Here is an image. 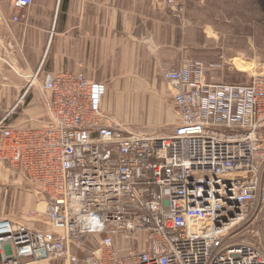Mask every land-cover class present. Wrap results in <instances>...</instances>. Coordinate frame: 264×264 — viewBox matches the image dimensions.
<instances>
[{
	"label": "built area",
	"instance_id": "1",
	"mask_svg": "<svg viewBox=\"0 0 264 264\" xmlns=\"http://www.w3.org/2000/svg\"><path fill=\"white\" fill-rule=\"evenodd\" d=\"M31 4L14 0L10 20ZM205 73L200 61L163 72L178 123L150 137L102 111L105 84L45 74V123L1 122L0 161L56 234L0 219V264L42 251L53 264H264V71L246 83Z\"/></svg>",
	"mask_w": 264,
	"mask_h": 264
},
{
	"label": "crops",
	"instance_id": "2",
	"mask_svg": "<svg viewBox=\"0 0 264 264\" xmlns=\"http://www.w3.org/2000/svg\"><path fill=\"white\" fill-rule=\"evenodd\" d=\"M13 1L0 0V123L4 125L35 129L45 123L48 93L41 80L47 73L82 72L106 87L137 86L150 78L149 71L176 66L179 49L174 31L167 29L168 17H150L151 0H32L19 12L18 22L10 20ZM103 105L102 101V111L108 113ZM0 182L6 192L0 219L56 234L47 226L44 211L38 209L40 200L22 173L0 161Z\"/></svg>",
	"mask_w": 264,
	"mask_h": 264
},
{
	"label": "rangeland",
	"instance_id": "3",
	"mask_svg": "<svg viewBox=\"0 0 264 264\" xmlns=\"http://www.w3.org/2000/svg\"><path fill=\"white\" fill-rule=\"evenodd\" d=\"M151 1L150 17H168L167 29L174 31L176 66L149 71L141 85L107 86L103 100L107 114L126 132L149 137L167 135L178 123L164 71L182 61H200L210 83H246L264 71V0ZM2 184L0 201L6 193ZM38 209L43 212L45 203L40 201Z\"/></svg>",
	"mask_w": 264,
	"mask_h": 264
},
{
	"label": "water",
	"instance_id": "4",
	"mask_svg": "<svg viewBox=\"0 0 264 264\" xmlns=\"http://www.w3.org/2000/svg\"><path fill=\"white\" fill-rule=\"evenodd\" d=\"M47 257V255L45 254V252H41V256H40V260H45Z\"/></svg>",
	"mask_w": 264,
	"mask_h": 264
}]
</instances>
